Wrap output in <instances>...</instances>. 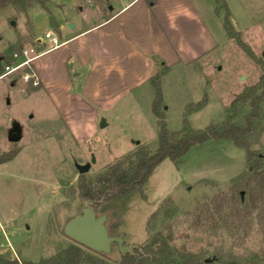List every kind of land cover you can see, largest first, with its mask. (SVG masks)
I'll return each instance as SVG.
<instances>
[{
    "label": "rangeland",
    "instance_id": "1",
    "mask_svg": "<svg viewBox=\"0 0 264 264\" xmlns=\"http://www.w3.org/2000/svg\"><path fill=\"white\" fill-rule=\"evenodd\" d=\"M112 1L48 0L46 7L33 4L24 11L0 8V69L42 50L33 34L43 37L47 29L54 31L52 18L61 19L69 30L73 24H93ZM210 1L216 14H206L216 46L189 63L159 66V77L152 79L155 72L107 110H73L65 97L56 105L31 60L0 78V256L37 262L68 244H79L63 227L87 203L96 215L105 216L109 235L120 237L128 249L160 231L166 238L170 234L177 246L204 248L211 255L222 250L246 259L264 251V213L258 217L257 210L243 217L239 231L232 218L217 228L192 223L203 203L234 184L248 198L237 185L246 172L245 150L230 140L194 144L181 157L159 162L140 187L106 194L109 182L103 171L140 148L154 151L159 118L169 132L219 123L234 96L259 79L264 68V0H226L224 5L222 0ZM56 55L33 63L54 65ZM260 110L250 141L252 149L263 152L264 100ZM13 122L20 129L18 141L8 138ZM88 162V170L79 174L75 164ZM117 176L126 181L124 173ZM124 253L113 242L106 256L118 260Z\"/></svg>",
    "mask_w": 264,
    "mask_h": 264
},
{
    "label": "crops",
    "instance_id": "2",
    "mask_svg": "<svg viewBox=\"0 0 264 264\" xmlns=\"http://www.w3.org/2000/svg\"><path fill=\"white\" fill-rule=\"evenodd\" d=\"M206 13L216 14L210 0H154L152 5L114 0L93 24L81 22L69 30L61 19L52 18L54 31H46L58 37V44L33 34L43 48L32 57V69L56 105L65 97L73 110H107L159 66L189 63L215 47ZM51 53L57 54L58 63H33Z\"/></svg>",
    "mask_w": 264,
    "mask_h": 264
},
{
    "label": "trees",
    "instance_id": "3",
    "mask_svg": "<svg viewBox=\"0 0 264 264\" xmlns=\"http://www.w3.org/2000/svg\"><path fill=\"white\" fill-rule=\"evenodd\" d=\"M47 1L0 0V8L14 6L24 11L33 4L46 7ZM146 1L148 5L154 3V0ZM227 35L229 36L228 32ZM237 43L245 47L240 39H237ZM163 67L166 66L162 65L161 68ZM159 73L158 71L152 76V79L159 77ZM263 100L264 68L256 83L245 87L234 96L219 123L210 124L203 129H193L185 125L180 131L169 132L162 118H159L158 143L154 151L140 148L103 171L109 182L107 197L140 187L159 162L165 158L175 160L181 157L194 144H201L210 139L230 140L235 146L245 150L246 172L239 178L237 185L245 188L248 198L244 199L243 193L237 190L234 184L229 192H221L203 203L194 214L192 223L198 226L211 223L212 227L217 228L222 221L232 218L233 228L239 231L244 216H251L255 210L259 214L258 217L264 213V151L252 149L250 141V136L256 129L255 120L261 115L260 103ZM153 112L156 113L155 110ZM121 173L126 176L125 182L117 176ZM155 214L150 219L154 218ZM86 250L79 244L71 243L37 262L0 256V264H260L264 260V251L252 253L246 259L233 253L225 254L222 250H215L212 255L204 248L194 251L184 245L177 246L170 234L166 238L160 231H155L145 243L133 247L131 252H125L118 260L109 259L105 253L88 248ZM206 258L210 260L205 261Z\"/></svg>",
    "mask_w": 264,
    "mask_h": 264
},
{
    "label": "water",
    "instance_id": "4",
    "mask_svg": "<svg viewBox=\"0 0 264 264\" xmlns=\"http://www.w3.org/2000/svg\"><path fill=\"white\" fill-rule=\"evenodd\" d=\"M111 8V7H110ZM40 41V39H38ZM100 125H104L101 119ZM8 138L11 141L20 139V129L16 122L12 123V127L8 132ZM79 174L86 172L89 168V162L84 165L75 164ZM123 181V178H120ZM106 218L103 214L96 215L89 203L83 206L80 213L75 214L63 227L65 235L70 237L80 245L101 253H108L111 243L115 242L119 246L120 251L131 252L125 245H122V239L118 236L109 235L106 225ZM206 258L205 261H209Z\"/></svg>",
    "mask_w": 264,
    "mask_h": 264
},
{
    "label": "built area",
    "instance_id": "5",
    "mask_svg": "<svg viewBox=\"0 0 264 264\" xmlns=\"http://www.w3.org/2000/svg\"><path fill=\"white\" fill-rule=\"evenodd\" d=\"M43 38H45L52 46H55L58 44V37L53 34V32L51 31H46L44 32V36ZM32 51V50H30ZM24 53H26V51H24ZM32 58L30 57H26L23 61H21V63H18L14 66L11 65H4V67L0 70V78H2L3 76L9 74L12 71L17 70L20 66L27 64ZM19 260V259H17Z\"/></svg>",
    "mask_w": 264,
    "mask_h": 264
}]
</instances>
